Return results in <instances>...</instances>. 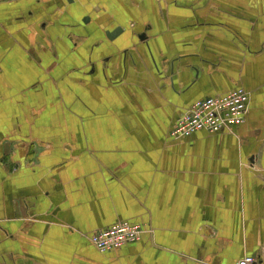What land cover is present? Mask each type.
<instances>
[{
    "label": "crops",
    "instance_id": "crops-1",
    "mask_svg": "<svg viewBox=\"0 0 264 264\" xmlns=\"http://www.w3.org/2000/svg\"><path fill=\"white\" fill-rule=\"evenodd\" d=\"M38 85L59 105L15 118L18 150L44 148L0 167V264H264V0H0V98ZM238 87L244 124L170 136ZM123 220L151 231L100 252Z\"/></svg>",
    "mask_w": 264,
    "mask_h": 264
},
{
    "label": "built area",
    "instance_id": "built-area-1",
    "mask_svg": "<svg viewBox=\"0 0 264 264\" xmlns=\"http://www.w3.org/2000/svg\"><path fill=\"white\" fill-rule=\"evenodd\" d=\"M250 99V92L238 87L226 95L197 100L179 115L170 136L183 139L199 131L231 132L246 122ZM147 231L151 229L146 224L123 220L93 232L90 240L100 252H111L140 241ZM237 264L259 263L255 256H245Z\"/></svg>",
    "mask_w": 264,
    "mask_h": 264
},
{
    "label": "rangeland",
    "instance_id": "rangeland-1",
    "mask_svg": "<svg viewBox=\"0 0 264 264\" xmlns=\"http://www.w3.org/2000/svg\"><path fill=\"white\" fill-rule=\"evenodd\" d=\"M120 21L125 22L124 16L121 17ZM25 51L27 55L31 50H25ZM32 54L33 55L35 54L36 57L39 56L36 53V51L33 49H32ZM54 68H55L54 63L51 65L48 64L41 71L43 73H46L48 77H54L53 80L56 81V82H53V80L49 81V79L46 81L44 80L38 81L39 84L40 82L42 84H47V86H43L44 88L48 87L50 90L56 88L55 85L58 83V81L56 80L55 77ZM38 89H40V85H38V87L35 88L32 87L28 88V90L22 93L21 96H15L16 95L15 94L9 97H5L3 94L2 97L0 98V167L2 169H5L6 172H8L11 176H15L22 169L23 165H28V164L31 165L35 163L34 160L33 161L29 160L22 163V161L17 158L18 152L20 154L32 153L37 155L44 148V145L38 144L39 143L38 141L36 142L32 141V143L29 145L24 144L23 150H22V146H19L21 148L20 150H18V145L16 144L17 128L15 127L16 126L15 118L17 117V115L18 116L20 115L24 122L29 121L32 123L40 122V121H49L46 120L49 118L50 120L56 119V113H54V110L55 107L59 105V102H55L52 96H40L38 94L39 91L37 92ZM23 109L26 113V119L25 117L23 118V114H21L22 111L20 112L18 111Z\"/></svg>",
    "mask_w": 264,
    "mask_h": 264
},
{
    "label": "water",
    "instance_id": "water-1",
    "mask_svg": "<svg viewBox=\"0 0 264 264\" xmlns=\"http://www.w3.org/2000/svg\"><path fill=\"white\" fill-rule=\"evenodd\" d=\"M120 31H121V30H119V31H116L115 33H116V34H118V33H120Z\"/></svg>",
    "mask_w": 264,
    "mask_h": 264
}]
</instances>
